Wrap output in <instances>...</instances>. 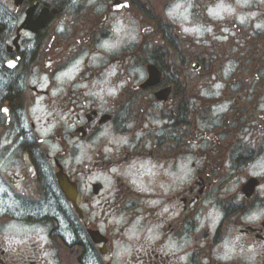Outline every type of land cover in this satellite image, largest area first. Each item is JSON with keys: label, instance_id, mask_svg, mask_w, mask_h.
<instances>
[{"label": "flooded vegetation", "instance_id": "obj_1", "mask_svg": "<svg viewBox=\"0 0 264 264\" xmlns=\"http://www.w3.org/2000/svg\"><path fill=\"white\" fill-rule=\"evenodd\" d=\"M0 264H264V0H0Z\"/></svg>", "mask_w": 264, "mask_h": 264}, {"label": "rangeland", "instance_id": "obj_2", "mask_svg": "<svg viewBox=\"0 0 264 264\" xmlns=\"http://www.w3.org/2000/svg\"><path fill=\"white\" fill-rule=\"evenodd\" d=\"M226 251H227V254H229L231 257H237V259L238 258L244 259V257L242 256L243 253H241L240 251L238 252V251L228 250V249H226ZM249 257H251V256H249ZM246 259H249L248 255L246 256Z\"/></svg>", "mask_w": 264, "mask_h": 264}]
</instances>
